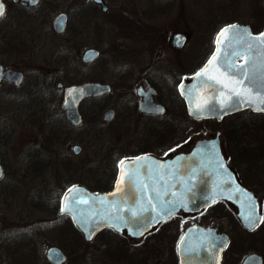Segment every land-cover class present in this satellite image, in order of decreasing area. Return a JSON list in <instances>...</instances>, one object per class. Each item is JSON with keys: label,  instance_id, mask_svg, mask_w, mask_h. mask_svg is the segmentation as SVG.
<instances>
[{"label": "rangeland", "instance_id": "374dc122", "mask_svg": "<svg viewBox=\"0 0 264 264\" xmlns=\"http://www.w3.org/2000/svg\"><path fill=\"white\" fill-rule=\"evenodd\" d=\"M110 1L111 9L123 14L133 13L149 32L159 38L169 39L180 31L190 34L183 52L195 50L198 65L206 59L210 40L222 25L233 21L250 23L256 33L264 28V20L259 22L255 13L260 10L256 0ZM161 8L165 12L172 11V14H157ZM155 9V14L150 13ZM65 10L71 14L69 30L62 35L49 32L54 17ZM111 15L99 18L104 24L102 31H97L94 23H90L85 32L79 34L78 15L73 12L71 0H55L51 5L42 0L33 17L22 13L24 19L17 24L18 28L12 24L6 26L10 21H7L8 16L0 25L4 29L0 30V55L5 63L30 73L24 88L32 84L41 89L31 101H26L22 99L26 91L23 87L0 86V153L6 167V176L0 182V264H49L46 253L51 246L67 250L69 257L65 264H80L83 258L81 255L80 259L77 248L81 244L80 236L69 217L60 214L63 194L76 183L100 189L104 183L98 182V178L102 177L106 163L118 165L130 154L125 145L131 138L127 136L126 128L133 119L125 104L126 99L115 91V86L126 80L125 76L116 73L113 65L116 56L125 54L131 42L129 33L120 24L111 23ZM32 39L38 43L33 50ZM21 43L24 46L20 48ZM88 47H96L102 54L95 63L85 65L82 55ZM18 48L27 56L19 54ZM71 78L114 86L112 92L86 103L80 126H72L66 119L67 124L60 121L62 114L65 118V112L61 106L62 90L58 89L57 83L67 85ZM114 106L119 108V119L105 122L104 113ZM191 125V132L198 138L204 132L214 135L218 131L222 135L239 133L237 130L255 135L262 143L260 173L255 188L264 193V115L242 112L222 121H194ZM134 129L137 137L138 130ZM75 145L81 146L78 154L73 150ZM221 210L228 213L229 221L224 223V228L235 241L229 251L230 264H241L248 250L258 248L264 254V223L256 232L248 234L226 205H215L208 213ZM204 220L206 217L203 216L201 221ZM182 224L185 228L190 220H183ZM84 250V264L111 262L109 243L103 246L107 255L97 254L94 244L84 246Z\"/></svg>", "mask_w": 264, "mask_h": 264}, {"label": "water", "instance_id": "95a60500", "mask_svg": "<svg viewBox=\"0 0 264 264\" xmlns=\"http://www.w3.org/2000/svg\"><path fill=\"white\" fill-rule=\"evenodd\" d=\"M95 1L107 8L103 0ZM0 5L5 11L2 0ZM65 26V16H58L57 31L62 32ZM261 34L264 31L254 34L250 25L239 22L220 29L212 55L180 86L192 117L220 121L246 109L264 113V36ZM186 40L184 33L173 36L175 46H183ZM100 54V50L89 48L82 60L92 62ZM0 77L20 80L21 74L4 71L0 64ZM110 91V84L95 81L67 86L62 107L68 120L75 126L80 125L81 101ZM113 116L114 111L109 109L104 119L108 121ZM208 135L204 132L186 152L168 157L146 154L123 160L113 190L99 192L82 184L74 185L63 197L61 214L71 215L87 241L104 228L138 239L175 215L197 216L216 202L224 201L245 229L255 230L263 218V200L239 180L230 166L221 132L212 137ZM73 150L78 154L81 146L75 145ZM3 174L0 159V179ZM133 212L136 215H132ZM229 244L226 233L191 225L179 243L181 264H220ZM47 256L53 264H62L66 259L57 247H50ZM243 264H263V260L251 254Z\"/></svg>", "mask_w": 264, "mask_h": 264}, {"label": "flooded vegetation", "instance_id": "af4514ba", "mask_svg": "<svg viewBox=\"0 0 264 264\" xmlns=\"http://www.w3.org/2000/svg\"><path fill=\"white\" fill-rule=\"evenodd\" d=\"M47 1L49 5H51L55 0ZM103 1L107 6L106 9L103 8L101 3L96 2L95 0H77V2L76 0H71V5L73 7V12L78 15L77 27L79 34H83L90 23H94L93 26L97 31H102L104 24L99 18L101 15L109 14H112V24H120L123 30H126L127 33H129V41L131 43L127 48V52L125 54L117 55L115 64L113 63L116 73L123 77L125 76L124 79L126 80L124 84L115 86V91L119 94H122V98L126 99L125 104H127V108L130 109V115L133 119L131 125L129 123L126 128L128 131L127 136L131 138H129L125 143L127 150L130 153L127 154L125 158H133L146 154L157 157H168L176 153L190 150L199 139L197 134L191 132L193 128L191 124L192 122L199 120L190 115L187 102L181 94L180 86L186 77L194 75L212 55L215 50V37L210 40V46L207 47L208 55L206 59L201 65H198L196 61L197 55L194 53L195 50H191L189 53L183 52L187 42H189L191 38L190 34L180 31L174 33L169 39L165 37L159 38L155 33L149 32V29H147L145 24L140 22L137 17L133 15V13L126 12L123 14L116 9H111V5L109 3L111 2L110 0ZM3 2L5 4V12L3 16L0 17V25L3 23L2 21H4L6 16H8L7 21L10 20L9 24L6 25V23H4L3 26L12 24L14 27L18 28L17 24L21 22L22 19H24V15L22 16V13L26 15H32L33 17L35 10H37V8L40 6L42 0H3ZM255 2L260 5L259 12L255 10V13H257L256 15L259 16V22H263L264 0H256ZM12 5L15 8H13ZM152 9H154V6ZM156 10L157 9H155L154 12L151 11L150 13L155 14ZM159 13L170 15L172 14V11L165 12L162 11L161 8L157 14ZM60 15H64L66 19V26L62 32L57 31L55 27L56 19ZM70 17L71 14L69 11L65 10L58 13L52 21L49 32H54L57 35H62L67 32L70 28ZM242 24L250 25L252 31L256 33L252 24ZM260 25H262V23ZM0 30L4 29L0 27ZM263 30L264 28L261 31ZM177 33H184L187 36V40L183 46L174 45L173 36ZM3 35V40L5 41V34ZM30 43V45H32V50L35 46H38V43L35 39H32ZM19 46L21 48L24 46V44L21 43ZM20 48L17 50L19 54L22 56H27V54L24 53V51ZM89 48L98 49L96 47H88L84 50V52ZM100 56L92 62L86 63L83 60L82 62L85 65L93 64L98 61ZM0 64L3 66L4 71L12 70L21 74L20 80H15L14 78L8 77H0V86L7 84L15 89H21L23 86H25L30 74L29 72L24 71L22 68L8 66L5 63L4 57H2V55H0ZM33 79L36 81L37 78L34 77ZM125 80H123V82ZM60 83H62V86H60ZM75 83L80 82L69 83L67 85H65L63 82L57 83L58 89L62 90L61 106L63 103L65 88ZM110 86V92H112L114 86L111 84ZM37 88L38 87H35V85L32 84L27 85L24 88L26 89V93H23L24 95L22 99L31 101V98L34 96V94H37L38 91H41V89ZM42 88L45 91H48V89L43 85ZM106 94L93 96L95 97L94 100L100 99ZM116 96L119 97L118 94ZM86 99L89 98H85L80 105L81 114L86 113L85 105L90 101ZM142 107H145V110H143ZM109 109L114 111L113 118L106 121L104 119V115L107 112L106 111L103 115V120L105 122L118 120L120 116L119 108L114 106ZM64 114L65 118H67L66 112ZM62 116L64 117L63 114ZM120 119L122 121L124 120L122 118ZM126 119H128V117ZM123 122L125 123L127 121ZM134 128L138 130L137 137ZM208 136L212 137L215 135ZM221 138L224 152L229 160V164L237 173L241 182L260 196L264 205V196L255 188L259 179L258 174L260 173L259 163L262 156V143L255 135L252 136L244 134L243 132L226 135L223 134ZM35 158H37V154L35 155ZM0 159L4 173L3 177L0 179L1 182L6 176V167L1 157V153ZM119 162L118 165H111L112 169H114L117 174L114 181L104 185L100 189H97L98 191L106 192L115 188L116 178L120 169ZM215 205H226V203L219 201L215 203ZM209 210L210 208L204 214L194 217H185L181 215L174 216L173 218L162 223L158 229H155L138 239L131 238V236L127 235L125 232L119 233L111 228H105L98 232L90 241H87L84 234L76 228L72 218L69 215L65 214L62 216L69 217L73 227L76 228L75 230L77 231L78 236H80L81 244L77 246L80 259L81 255H83L80 264L85 263L86 251L84 250V246L94 244L96 246V250L98 249L97 254L100 255L102 253L107 255V251L103 250V246L107 245L108 243L110 244V264H181L179 243L186 229L194 224H201L206 227L216 228L229 236L230 244L228 248L223 251L220 264H230L229 251H231L233 248L235 241L232 238L231 233L224 228V223H228L229 221L228 213L225 210H221L218 211V213L209 215ZM203 216L204 218L206 217L204 222L201 221ZM182 219L188 221L190 220V224L185 228H183ZM238 222L246 233L253 234L261 227L264 219L261 224L253 231L246 230L243 228L239 220ZM106 240L111 241L106 243L104 242ZM56 247L66 255V260L64 263H62L65 264L69 257L66 253L67 250L64 249V247ZM241 249L246 250L244 247H241ZM251 254H257L261 256L264 264L263 251L258 250V248L253 251H246L241 264H243L246 257ZM47 260L49 264H53L49 261L48 256ZM231 264L234 263L231 262Z\"/></svg>", "mask_w": 264, "mask_h": 264}, {"label": "trees", "instance_id": "16d2710c", "mask_svg": "<svg viewBox=\"0 0 264 264\" xmlns=\"http://www.w3.org/2000/svg\"><path fill=\"white\" fill-rule=\"evenodd\" d=\"M81 81H83V79H76V78L69 79V82L70 83L81 82ZM94 98L95 97H89V99H86V100H94ZM246 112L247 113H250L251 115H255V116H258V115H261L262 116V115H264V114H254L251 111H246ZM65 119L66 118L63 117L61 120L60 119H58V120H60L62 122V124H64V123H66V120H67V119L66 120ZM67 122H68V120H67ZM237 132H243V131L237 130ZM106 164L107 165L104 168V171H103L104 173H103L102 177L101 178H98V182L101 181V182L104 183V185L112 182V180L116 177V171L114 169H112V166H111L112 163L111 162H107ZM260 193L264 196V193L263 192H260ZM231 213H232V211H231Z\"/></svg>", "mask_w": 264, "mask_h": 264}, {"label": "snow or ice", "instance_id": "6c2138e0", "mask_svg": "<svg viewBox=\"0 0 264 264\" xmlns=\"http://www.w3.org/2000/svg\"><path fill=\"white\" fill-rule=\"evenodd\" d=\"M3 14H4V9H3V6L0 5V16H3ZM231 27L234 28V27H236V26H231ZM222 31H227V29H223ZM261 36H264V34H261ZM132 215H136V213L133 212ZM89 238H90V237H89Z\"/></svg>", "mask_w": 264, "mask_h": 264}]
</instances>
